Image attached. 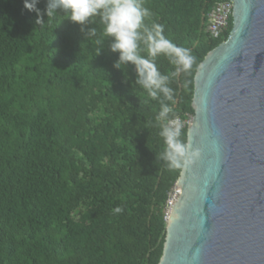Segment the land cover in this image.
<instances>
[{"label": "trees", "instance_id": "obj_1", "mask_svg": "<svg viewBox=\"0 0 264 264\" xmlns=\"http://www.w3.org/2000/svg\"><path fill=\"white\" fill-rule=\"evenodd\" d=\"M214 2L144 0L146 23L195 57L170 78L175 103L165 101L183 119L197 65L231 28L230 18L220 38L207 34ZM46 3L37 24L24 0H0V264H157L180 172L159 158L160 102L134 84L132 66H113L119 54L98 18L81 26L59 9L49 18ZM157 65L174 71L163 56Z\"/></svg>", "mask_w": 264, "mask_h": 264}, {"label": "water", "instance_id": "obj_2", "mask_svg": "<svg viewBox=\"0 0 264 264\" xmlns=\"http://www.w3.org/2000/svg\"><path fill=\"white\" fill-rule=\"evenodd\" d=\"M231 28L193 77L186 142L157 264H264V0H228Z\"/></svg>", "mask_w": 264, "mask_h": 264}, {"label": "clouds", "instance_id": "obj_3", "mask_svg": "<svg viewBox=\"0 0 264 264\" xmlns=\"http://www.w3.org/2000/svg\"><path fill=\"white\" fill-rule=\"evenodd\" d=\"M39 3L40 0H24V7L36 13L37 24H43L41 9L37 7ZM58 9L71 22L81 26L96 23L97 18L99 19L103 26L102 36L110 40V51L119 54L113 66L125 72L132 66L136 74L134 84L145 90L152 100L160 102L156 121L165 147L159 158L166 162L169 169L182 170L189 167L194 158L198 157V150L193 149L182 138L183 125L175 118L178 116H175L173 108L165 101L175 103L174 90L169 86L170 78L191 70L195 62L191 50L168 38L163 24L146 23L152 13L144 6V0H47L45 11L49 18L57 16ZM86 37L96 38L97 28L88 29ZM104 41L105 39L97 38V46ZM145 51L147 55H142ZM99 53L100 47H97L96 55ZM160 56L173 65L174 71L170 75L159 70L157 58ZM170 210L167 212L165 209V222ZM114 211L121 213L123 209L116 207Z\"/></svg>", "mask_w": 264, "mask_h": 264}, {"label": "built area", "instance_id": "obj_4", "mask_svg": "<svg viewBox=\"0 0 264 264\" xmlns=\"http://www.w3.org/2000/svg\"><path fill=\"white\" fill-rule=\"evenodd\" d=\"M232 4L228 0H215L208 15L206 32L211 39L220 38L227 30L229 18L231 16ZM182 123L183 128L186 127L191 119V115H187L185 119L175 117ZM182 128V129H183ZM179 192L173 187L172 192L169 194V198L166 203V211L168 212L176 201Z\"/></svg>", "mask_w": 264, "mask_h": 264}]
</instances>
